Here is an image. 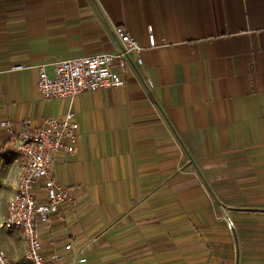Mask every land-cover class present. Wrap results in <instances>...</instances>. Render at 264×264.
<instances>
[{
	"label": "crops",
	"instance_id": "1",
	"mask_svg": "<svg viewBox=\"0 0 264 264\" xmlns=\"http://www.w3.org/2000/svg\"><path fill=\"white\" fill-rule=\"evenodd\" d=\"M116 26L161 45L116 66L123 85L42 95V64L53 74L58 60L117 52ZM69 111L77 151L52 168L71 201L39 226L46 254L264 264V0H0V208L19 172L14 133ZM0 244L31 264L21 230H0Z\"/></svg>",
	"mask_w": 264,
	"mask_h": 264
},
{
	"label": "built area",
	"instance_id": "2",
	"mask_svg": "<svg viewBox=\"0 0 264 264\" xmlns=\"http://www.w3.org/2000/svg\"><path fill=\"white\" fill-rule=\"evenodd\" d=\"M114 31L120 41L115 53L98 52L58 60L54 62L53 74L42 64L38 80L42 95L45 98L75 97L83 92L123 85L124 79L116 66L122 68L133 63L134 54L137 65H141L142 51L161 45L153 32L148 36V45H144L122 26H116ZM1 125L10 126L7 120L1 121ZM78 128L75 113L69 111L62 116L45 118L37 129L18 130L13 135L11 150L19 155L20 165L15 193L7 208H0V230L15 228L23 232L27 242L26 258L31 264H60L57 256L44 251L39 226L71 201L67 188L59 184L52 167L57 154H75ZM40 180H44L47 191L45 201L36 196ZM228 223L233 226L231 219ZM86 260V257L79 258L80 262ZM0 264H11L1 244Z\"/></svg>",
	"mask_w": 264,
	"mask_h": 264
},
{
	"label": "water",
	"instance_id": "3",
	"mask_svg": "<svg viewBox=\"0 0 264 264\" xmlns=\"http://www.w3.org/2000/svg\"><path fill=\"white\" fill-rule=\"evenodd\" d=\"M234 233H235V231H234Z\"/></svg>",
	"mask_w": 264,
	"mask_h": 264
}]
</instances>
